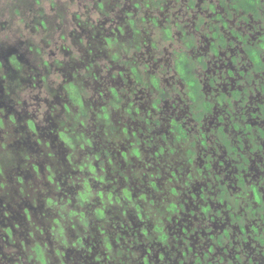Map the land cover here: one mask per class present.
<instances>
[{
  "label": "clouds",
  "instance_id": "1",
  "mask_svg": "<svg viewBox=\"0 0 264 264\" xmlns=\"http://www.w3.org/2000/svg\"><path fill=\"white\" fill-rule=\"evenodd\" d=\"M0 264H264V0H0Z\"/></svg>",
  "mask_w": 264,
  "mask_h": 264
}]
</instances>
